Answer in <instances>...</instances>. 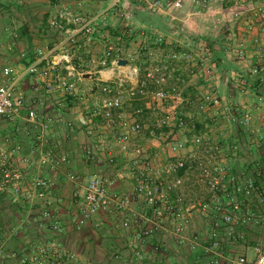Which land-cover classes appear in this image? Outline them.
Here are the masks:
<instances>
[{
    "label": "built area",
    "instance_id": "built-area-1",
    "mask_svg": "<svg viewBox=\"0 0 264 264\" xmlns=\"http://www.w3.org/2000/svg\"><path fill=\"white\" fill-rule=\"evenodd\" d=\"M73 1L58 0L57 14L49 20L52 29L65 35L64 48L75 44L80 38L89 37L99 28L106 29L111 13L116 12L122 19L123 33L114 40L106 36L108 43L99 64L103 68L120 67L118 61L122 50L121 43L124 36L133 34L130 0H109L104 9L85 17L73 11ZM194 2L204 8L208 5V0ZM234 4V18L244 20V25L255 42L252 50H249L244 41L236 48V57L242 65V71L221 74L208 45L200 42L184 50L170 49L161 55L156 64L145 69L137 64L133 65V57L129 55L127 73L119 72L116 80L104 76L99 80L103 83L101 90L104 95L96 101L97 107L103 111L107 125L116 131V145L119 150L131 157L129 171L136 181L135 193L144 199L152 211L151 216L144 218V238L164 231L165 220L169 218L173 224V234L181 242L185 241L183 233L188 228L192 215L186 212L187 209L173 204L171 197L181 189L185 176L190 172L198 175L208 195L206 201L198 203L197 206L191 203L190 208L203 215H208L210 211L218 214L231 237L243 238L237 228L252 224L263 212L264 0H234ZM170 5L171 2L153 0L149 3V9L159 11ZM174 5L181 9L184 1L175 0ZM256 27L259 28V34L255 33ZM13 37L16 39L17 34H13ZM165 42V35L159 33L155 43L162 45ZM14 49L15 43L12 42L0 46V124L5 122L17 127L18 123H22L21 132L31 140L30 156L23 154L24 147L21 143L12 146L9 139L0 142V198L10 201L16 208L15 215L19 216L23 210V214L19 216L20 221L7 232L11 236L29 230L33 225V215L29 209L38 204L44 206L43 219L50 221L52 230L58 232L62 229L61 224L54 219V213L49 206L54 199L58 203L64 200L56 197L59 186L57 176L62 171L60 165H65L68 158L65 153H60L62 142L51 147L49 138H52V119L40 116L34 107H26L24 95L15 94L17 78L13 76V67L4 65V52ZM20 56L25 57L26 53L20 51ZM42 63H45L44 67H40ZM182 63H185L190 78H201L207 83V88L198 92L187 103L183 95L187 80L179 73ZM27 73L40 74L45 80L48 92H60L67 96H75L78 93V83L85 79L84 73L73 63L68 53L48 59L46 51L43 50L38 52V59L28 67ZM221 81L228 87V98L219 93ZM167 87L170 89L166 90ZM86 89L92 92L94 87L89 85ZM238 93L245 98L237 99ZM85 94L83 92V97H86ZM138 100L146 101V109L138 108L130 116L122 112L126 102ZM166 100L171 103H161ZM151 101L158 103H150ZM160 109L162 114L157 111ZM146 111L156 117L155 129H178L193 133L191 139H179L167 144L175 160L161 168L150 163L140 165L139 159L145 149L140 145H132V140L144 129L136 116H142ZM60 121H63L62 118ZM100 150L99 146L94 145L87 153L94 156ZM16 156L20 157V163ZM241 161L243 163L239 164ZM109 162L115 163L114 155L110 154ZM48 167L56 173L55 176L44 174ZM64 176L77 188L74 197H78L80 210L76 221L78 227L84 226L95 214L130 209L131 196L112 191L110 187L113 180L90 175L84 184V177L71 170ZM82 188L84 192L80 195ZM249 201L256 203L254 208L249 206ZM27 206L30 207L29 211H25ZM38 224L42 226L44 223ZM123 226L130 228V220L126 219ZM213 226L210 249L218 251V230L221 222L214 221ZM224 258V254L219 251L211 263L221 264V259ZM225 263L264 264V245L258 243L254 246L253 259L242 256L227 259ZM0 264L84 263L75 252L54 243L48 244L40 238L38 241L29 242L20 251L8 250L5 241H0Z\"/></svg>",
    "mask_w": 264,
    "mask_h": 264
},
{
    "label": "crops",
    "instance_id": "crops-1",
    "mask_svg": "<svg viewBox=\"0 0 264 264\" xmlns=\"http://www.w3.org/2000/svg\"><path fill=\"white\" fill-rule=\"evenodd\" d=\"M152 1H129L133 14V34L124 36L120 59H127L136 46L140 47V50L145 49L146 43L153 48L162 49L164 53L175 48H192L202 42L208 45L212 57H221L226 72L242 71L239 61L233 64L236 48L244 41L249 50H252L255 42L252 40V34L246 29L244 20L234 18V0H208L206 8L199 6L194 0H183L184 6L181 9L175 7V0H163L164 3L171 2V5L159 11L149 9V3ZM57 3L58 0H0V46L15 43L14 51L4 52V65L12 66L13 76L17 78L15 94L24 95L26 107H34L40 116L52 119V138H49L51 147L62 142L60 153H65L68 158L65 165H60L62 171H59L57 176L59 186L56 197L64 200L58 203L54 199L49 206L62 229L58 232L52 230L51 222L43 219L44 206L38 204L31 209L29 206L25 207V211L30 210L33 215V225L29 230L10 236L7 231L20 221L23 210L20 209V217L15 215L16 208L10 201L0 198V241H5L8 250L20 251L29 242L42 238L48 244L54 243L75 252L84 264H212L211 261L219 251L225 257L221 259V264H226L227 259L242 256L253 259L254 246L258 243L264 245V207L261 216L254 223L237 228L243 238L231 237L218 214L210 211L208 215H203L190 208L191 203L197 206L208 198L205 186L195 172L185 176L184 185L171 197L173 204L187 209L188 211H185L192 215L191 222L183 233L185 241L181 242L173 234V224L169 218L165 220L164 231L150 238L142 236L146 226L144 218L151 216L152 211L144 199L136 195V181L129 171L131 157L124 155L117 147L116 131L107 125L103 111L96 104L104 95L101 92L102 83L99 82L102 76L116 80L119 72L127 73L129 70L128 65L103 68L99 64L108 43L106 36L114 40L123 33L122 19L113 12L106 29L99 28L89 37L80 38L75 44L64 48L65 35L49 26L50 18L57 14ZM108 3L109 0H74L72 9L76 14L85 17L101 11ZM258 27L255 28L256 34H259ZM159 33L166 37V42L162 45L155 43ZM13 34H17L16 39ZM40 50L46 51L48 59L54 55L68 53L78 68L88 67L86 61L93 64L86 73L89 75L85 76L83 82L78 83V93L73 96L74 100L71 102H67L68 96L63 93L48 92L45 80L40 74L27 73L28 67L38 59ZM20 51H24L26 56L21 57ZM184 64L179 67V73L187 80V90L192 91L190 98L189 95L186 97L187 102L194 99L198 92L205 90L207 83L203 79L190 78ZM44 66L45 63L40 65ZM1 80L0 71V82ZM83 84L85 87L93 85L94 94L99 95L93 99L87 98L86 94V97H83ZM236 98L243 100L245 97L238 93ZM138 108L144 109V103H126L122 112L130 116ZM161 112L162 110L160 114ZM136 118L144 125L140 135L132 140V145H140L145 149L139 159L140 165L150 163L156 168L168 165L175 160L174 154L168 148L169 143L192 138L193 133L190 131L155 129L156 118L149 111ZM21 128L22 123L15 127L2 122L0 142L9 139L12 146L21 143L24 147L23 154L30 156L31 139L21 132ZM94 145L99 146L101 150L94 156L89 155L87 150H91ZM110 154L115 156L114 164L109 162ZM16 158L19 161L20 157ZM242 163L241 161L239 164ZM69 170L83 176L84 184L90 175L113 180L110 187L112 191L131 196L130 209L95 214L84 226L78 227L76 221L80 210L78 197H74L77 188L64 176ZM44 174L49 177L56 175L49 167L45 168ZM80 190L82 195L84 189ZM248 204L254 208L256 203L249 201ZM126 219L131 222L128 229L123 226ZM214 221L221 222V228L218 230V251L210 249ZM39 222L44 224L39 226Z\"/></svg>",
    "mask_w": 264,
    "mask_h": 264
},
{
    "label": "rangeland",
    "instance_id": "rangeland-1",
    "mask_svg": "<svg viewBox=\"0 0 264 264\" xmlns=\"http://www.w3.org/2000/svg\"><path fill=\"white\" fill-rule=\"evenodd\" d=\"M142 46V45H141ZM146 49H141L140 50V47L138 48L137 46L133 49V51H131V56L133 57V65L134 64H137L139 65L141 68L145 69L146 67H149L151 65H154L158 62V60L161 58V55L163 54V50L160 49V48H153L150 44L146 43ZM149 53H152V55H150ZM145 54V55H144ZM236 57V56H235ZM146 59H148L147 61H145ZM213 60L215 61L214 57H213ZM235 62L233 64H235L236 62H238V59L236 57V59L234 60ZM216 62V61H215ZM86 64H88L89 66L88 67H81L79 68V70L81 72L84 73V75L87 77L89 74H86L88 70H90V68L93 66V64L91 65V62L89 61H86ZM219 72L221 74H226L227 72L225 71V68H222V69H219ZM84 76V77H85ZM201 79V78H199ZM83 87L81 88V90H83L86 95H87V98H90V99H93L94 96H98L99 93H96L94 94V91L93 92H90L86 89L85 85L83 84L82 85ZM187 87L184 86L183 88V95H185L186 91H187ZM219 93L228 98V88L226 86V84L221 81V85H220V90H219ZM189 94H187L188 96ZM185 96V97H187ZM191 95H189V98H190ZM126 103H146V101L144 100H138V101H128ZM150 103H158L156 101H151ZM161 103H170L169 100H166L164 102H161ZM158 112H160V110H157ZM154 118H156L154 116ZM254 223V222H253Z\"/></svg>",
    "mask_w": 264,
    "mask_h": 264
},
{
    "label": "trees",
    "instance_id": "trees-1",
    "mask_svg": "<svg viewBox=\"0 0 264 264\" xmlns=\"http://www.w3.org/2000/svg\"><path fill=\"white\" fill-rule=\"evenodd\" d=\"M210 46H211V45H210ZM211 47H212V46H211ZM214 59H215L217 65H218V68H219V69L225 68V67H224V63H223V60L221 59L220 56L217 55V57H215ZM102 85H103V83H102ZM94 88H95V87H94ZM101 89H102V87H101ZM101 92H102V90H101ZM187 94H192L191 89H188V90L186 91L184 97L187 96ZM73 98H74L73 96H68V98H67V102H71V100H74ZM185 98H186V97H185ZM186 103H187V102H186Z\"/></svg>",
    "mask_w": 264,
    "mask_h": 264
},
{
    "label": "water",
    "instance_id": "water-1",
    "mask_svg": "<svg viewBox=\"0 0 264 264\" xmlns=\"http://www.w3.org/2000/svg\"><path fill=\"white\" fill-rule=\"evenodd\" d=\"M128 64H129V61L127 59H119L118 61V66L120 67L127 66Z\"/></svg>",
    "mask_w": 264,
    "mask_h": 264
}]
</instances>
